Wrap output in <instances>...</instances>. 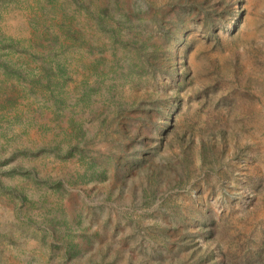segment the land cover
I'll list each match as a JSON object with an SVG mask.
<instances>
[{"label":"rangeland","instance_id":"1","mask_svg":"<svg viewBox=\"0 0 264 264\" xmlns=\"http://www.w3.org/2000/svg\"><path fill=\"white\" fill-rule=\"evenodd\" d=\"M0 264H264V0H0Z\"/></svg>","mask_w":264,"mask_h":264}]
</instances>
